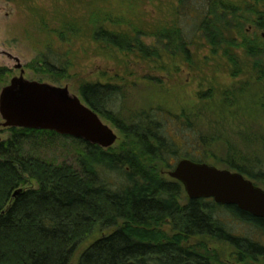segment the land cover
<instances>
[{
  "label": "trees",
  "instance_id": "obj_1",
  "mask_svg": "<svg viewBox=\"0 0 264 264\" xmlns=\"http://www.w3.org/2000/svg\"><path fill=\"white\" fill-rule=\"evenodd\" d=\"M194 1L179 0L176 20L149 32L95 13L90 38L98 52L110 57L119 53L159 65L165 51L181 58L185 54L190 62L192 38L180 22L197 12L196 17L202 16L198 29L210 51H222L237 63L241 49L252 60L257 80L264 83V40L246 35L243 24L249 20L243 22L229 0H204L202 9L192 8ZM252 13L251 22L264 29V12L253 7ZM147 35L154 44L144 41ZM50 52L38 56L31 67L58 82L66 76L68 63ZM6 72L0 68V82ZM115 79H85L79 92L83 102L123 133L124 140L116 146L105 149L72 138L81 146L73 162L55 163L43 158L35 145L61 135L7 128L11 136L0 140V264H72L79 244L96 233L77 264H227L264 257V244L233 233L222 214L254 226L262 235L264 220L213 199L191 200L182 183L168 175L181 159L205 162L210 139L199 135L205 147L185 150L192 144L189 136L172 132L171 124L177 122L182 130L186 126L193 139L198 137L186 113L173 115L157 107L126 117L123 89ZM224 162L256 185L264 183V168L256 167V162L247 164L244 158L240 163L236 158ZM30 181L37 187L26 188ZM214 242L228 244L236 254L223 258L211 245Z\"/></svg>",
  "mask_w": 264,
  "mask_h": 264
},
{
  "label": "rangeland",
  "instance_id": "obj_2",
  "mask_svg": "<svg viewBox=\"0 0 264 264\" xmlns=\"http://www.w3.org/2000/svg\"><path fill=\"white\" fill-rule=\"evenodd\" d=\"M230 1L237 6L255 2ZM179 4V0H0V68L7 70L0 82V91L13 77L20 75V69L15 68L16 62L7 53L20 59L26 79L68 86L70 92L80 98L79 86L83 80L102 78L105 81L115 76L123 89L122 107L126 117L157 107L173 115L186 113L195 124L198 137L193 139L192 131L186 126L182 130L177 122L171 124L172 132L185 134V138L189 136L188 141L192 144L185 146L186 151H201L203 144L199 135H202L210 139V144H206V163L235 171L224 161L236 158L239 162L244 158L247 164L256 162V167L259 164L264 168V83L257 80L252 60L241 49L237 52V63L230 62L222 51H210L203 33L198 29L202 16L196 17L197 12L193 15L189 13V18L180 22L192 38L189 49L193 57L190 62L186 61L185 54L181 58L165 51L159 60L165 68L150 60L127 58L119 53L110 57L104 51L98 52L96 42L90 38L92 19L98 16L95 13L109 14L121 19L120 25L128 28L135 26L149 32L156 27L171 25L178 17L176 11ZM204 4V0H195L192 8L202 9ZM253 5L264 9V0ZM254 27L251 29L247 24L249 35L261 37L264 29ZM143 38L147 44H154L153 37L147 35ZM50 50L56 53L57 59H61L63 64L68 63L64 73L66 76L58 82L49 74L36 72L31 67L38 56L50 54ZM101 119L117 134L116 146L123 139V133L104 118ZM3 122L0 115V140L11 136V132L2 127ZM73 139L66 136L46 137L44 141H38L35 147L49 161L73 162L81 148ZM179 141L186 140L180 138ZM257 185L264 188V183ZM30 187L36 188L37 184L30 181L26 188ZM222 217L236 235L250 237L264 244V235L254 226L227 213L222 214ZM98 234L79 244L72 264H77L81 251ZM211 245L220 250L223 258L231 259V255L236 254V250L226 243L214 242ZM247 262L264 264V257Z\"/></svg>",
  "mask_w": 264,
  "mask_h": 264
},
{
  "label": "water",
  "instance_id": "obj_3",
  "mask_svg": "<svg viewBox=\"0 0 264 264\" xmlns=\"http://www.w3.org/2000/svg\"><path fill=\"white\" fill-rule=\"evenodd\" d=\"M7 56L16 62L20 75L0 91L2 127L49 130L105 149L116 143L114 130L68 86L28 80L20 59ZM168 175L182 183L191 200L213 199L264 220V188L241 172L184 158Z\"/></svg>",
  "mask_w": 264,
  "mask_h": 264
},
{
  "label": "flooded vegetation",
  "instance_id": "obj_4",
  "mask_svg": "<svg viewBox=\"0 0 264 264\" xmlns=\"http://www.w3.org/2000/svg\"><path fill=\"white\" fill-rule=\"evenodd\" d=\"M255 2L254 3H256L257 1H260V0H254ZM229 2H230V9L231 10H239L240 12H241V14H242V18H241V20H243V22H245V21H247V19L249 20L248 22H246V23H244L243 25H244V27H245V30H246V35H248V36H250V37H252L251 35H249V28H246V26H247V24L249 23V26L251 27V29L252 28H255L254 27V25L256 26V24H254V22L252 23L251 22V20H250V17L252 16V11H253V4H251V3H248V4H246V5H243V6H237L235 3H233L232 1H230L229 0ZM255 8V7H254ZM262 10V12H264V9H261ZM251 22V23H250ZM254 24V25H253ZM252 31V30H251ZM255 34V36L257 35V33L255 32L254 33ZM261 38L264 40V34L262 33V35H261ZM227 264H253V263H248V262H228Z\"/></svg>",
  "mask_w": 264,
  "mask_h": 264
}]
</instances>
